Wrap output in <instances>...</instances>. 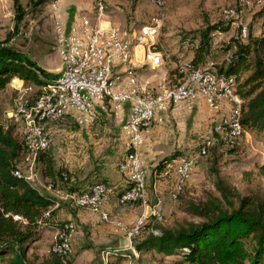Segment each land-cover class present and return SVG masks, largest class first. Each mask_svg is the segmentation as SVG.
Listing matches in <instances>:
<instances>
[{
	"label": "built area",
	"instance_id": "obj_1",
	"mask_svg": "<svg viewBox=\"0 0 264 264\" xmlns=\"http://www.w3.org/2000/svg\"><path fill=\"white\" fill-rule=\"evenodd\" d=\"M56 1L50 0L48 3L54 7ZM153 1L161 4L163 0ZM244 3L247 1L238 0V4ZM105 7V0H91L93 16L103 14ZM236 11L235 6L226 7L221 10V15L229 25L237 26L244 32L245 24ZM157 28L156 15L139 26L115 24L108 27H101L90 17L83 16L80 22L71 24L65 32L61 21L55 16L52 30L59 68L53 76L45 79L30 104H19L16 108L23 119L21 138L24 150L35 154L44 150L49 143L42 123L59 120L74 112L77 124L90 125L101 111L107 110V105L110 110H115L122 102H128L127 116L120 124L124 151L116 161L117 170L122 174L125 185L117 189L112 183L97 179L87 188L71 192L69 197L72 205L84 208L89 215H96L104 221H108L109 216L102 205L111 194L115 195L119 204L138 202L146 208L127 225L117 222L127 237V247L131 249L130 238L143 228L148 216L160 215L163 199L156 194L158 182L172 173L169 196L175 199L195 167L197 158L204 155L210 145L218 142L220 146H236L245 133V127L239 121L241 99L234 90L233 74L219 72L211 65H191L186 61L178 64L182 74L177 82L154 88L139 85L133 65V48L136 44L145 48L141 63L150 68L158 66L162 54L159 50L150 48ZM179 39L186 45L193 43L188 36L182 35ZM118 68L122 69L117 71ZM197 96H201L212 110H218L223 101L229 103L223 117L212 125L214 136L202 139L196 150L175 155L160 167L145 163L138 147L143 141L144 133L155 120L157 111L181 107L189 109ZM13 173L19 172L14 170ZM149 175L152 176L150 187L154 193L151 204L147 201ZM44 215H49V209L44 211ZM75 229L73 220L60 221L50 250L61 257L69 254L70 236ZM152 232L156 233V230ZM181 249L186 250L185 247ZM100 252L102 261L110 258L107 250Z\"/></svg>",
	"mask_w": 264,
	"mask_h": 264
},
{
	"label": "rangeland",
	"instance_id": "obj_2",
	"mask_svg": "<svg viewBox=\"0 0 264 264\" xmlns=\"http://www.w3.org/2000/svg\"><path fill=\"white\" fill-rule=\"evenodd\" d=\"M26 1L19 0L24 5L25 14L19 22H15L12 0H0V48L2 51H10L14 58L20 56L19 60L34 68L40 76L50 78L58 70L59 57L54 47L48 2L31 9L30 5H25ZM246 1L247 3L238 4V0H163L161 4H157L153 0H139L148 12L145 19L135 25L148 22L152 15L158 16V28L151 45L162 54L161 63L154 68L141 63L140 80L146 82L148 88L167 85V81L172 79L170 68L190 58L191 47L197 42L199 29L206 23L224 24L227 19L221 15V10L235 6L237 14L245 24V31L229 25L225 30H212L209 35L208 52L201 65L217 68L228 52L226 45L231 38L245 41L249 32L257 34L262 28L257 12L264 5V0ZM184 34L189 39L191 37L193 43L183 44L179 36ZM38 86L34 82H23L13 77L0 88V124L4 127L11 126L12 132L18 138L22 137L23 119L16 108L19 104H30ZM42 126L49 137L48 146L35 154L25 151L17 160L16 166L21 173L29 175L31 181L41 190L53 193L58 199L56 208L70 210L74 205H71L69 194L83 190L97 180L95 176H91L95 167L87 163L89 144L87 140L82 144L77 142L74 131L78 125L68 114L59 120L42 123ZM213 136L210 129L206 137ZM39 153L50 158L52 176L45 174ZM259 165L264 166V135L245 129L242 138L232 150L225 146L215 150L209 147L204 155L197 158L196 165L178 196L175 199L165 197L160 215H149L143 228L130 238L132 249L127 247L128 240L124 233L118 235L119 238L109 237V240H102L92 233L88 225L79 224L82 234H71V251L62 257V264H98L101 260V244L113 240L119 248L129 251L127 258L117 264H169L178 255L164 256L154 249L139 252L135 250L134 244L148 235L150 230H158L159 226L176 227L184 224L186 220H195L196 217L184 210L185 200L203 199L208 192L215 193L212 182L216 176L226 179L241 195L264 192V174L259 171ZM147 201L151 204L150 199ZM132 204L140 205L138 202ZM63 220L67 219L61 221ZM54 238L55 230H40L38 238L30 243L25 253L28 264H39L46 260ZM0 264L9 263L0 261Z\"/></svg>",
	"mask_w": 264,
	"mask_h": 264
},
{
	"label": "trees",
	"instance_id": "obj_3",
	"mask_svg": "<svg viewBox=\"0 0 264 264\" xmlns=\"http://www.w3.org/2000/svg\"><path fill=\"white\" fill-rule=\"evenodd\" d=\"M49 1L27 0L25 5H30L32 9ZM12 6L13 20L19 22L25 14L24 5L19 0H12ZM257 15L262 26L260 32H249L245 41L231 38L226 45L228 52L217 70L235 77L234 90L241 99V125L264 135V5ZM228 26V21H225L224 24L206 23L200 28L187 62L191 65L201 64L208 52L210 32L225 30ZM150 48L158 50L153 45ZM1 49L0 88L11 78L17 77L23 82L31 81L39 85L37 94L46 78L21 62L20 56L14 58L10 51ZM169 72L172 79L167 81L168 84L177 82L182 74L178 64L171 67ZM220 145L215 142L209 147L215 150ZM234 147L227 148L232 150ZM24 151L23 139L12 132L11 126L0 124V261L9 264H28L25 253L30 243L48 225L44 211L58 202L55 196L32 185L18 170L16 162ZM176 154L177 151H174L159 158L153 166L160 167ZM39 157L43 161L45 174L52 176L50 158L40 153ZM258 169L264 174V166L259 165ZM14 170L19 173L14 174ZM212 183L215 193L208 192L203 199L185 200L184 210L196 217L195 220H186L176 227L159 226L156 233L150 230L148 235L134 244L135 250L154 249L164 256L178 255L169 264H264V192L241 195L220 176H216ZM59 223L49 224L56 229ZM182 247L186 250H182ZM101 250H107L110 258L105 262L99 260L98 264H117L129 254V251L118 246H101ZM39 264H62V257L50 250L49 257Z\"/></svg>",
	"mask_w": 264,
	"mask_h": 264
},
{
	"label": "crops",
	"instance_id": "obj_4",
	"mask_svg": "<svg viewBox=\"0 0 264 264\" xmlns=\"http://www.w3.org/2000/svg\"><path fill=\"white\" fill-rule=\"evenodd\" d=\"M105 4L106 7L103 14L95 17L92 15L91 0H57L54 7L48 3L50 20L52 22L53 18L57 16L64 31L67 32L70 25L80 22L83 16L90 17L92 21L101 27L115 24L129 26L145 19L148 12L139 0H105ZM133 49V65L137 82L140 86H147L146 82L144 83L140 80L141 69H139L145 48L140 46V44H136ZM120 69L122 68H118L117 71ZM16 79L21 81L17 77ZM228 107L229 103L223 101L218 110H212L201 96H197L189 109L181 107L157 111L155 120L148 131L144 133L143 141L138 147L142 159L148 165H152L159 158L174 151H177L176 155L191 152L198 142L208 135L213 123L223 117ZM127 113V101L122 102L115 110H110L107 105V110L101 111L92 124H77L78 127L74 131L77 142L82 144L84 140H87L89 144L87 163L95 167L91 176L112 183L117 189L125 185L122 174L117 170L116 161L124 151V137L120 131V124L126 118ZM68 115L74 119L75 113L70 112ZM78 149L80 150L81 147ZM22 174L32 185L41 190L37 184L31 181L29 175ZM172 179L173 175L171 173L168 177L158 182L156 194H159L162 199L165 197L172 199L169 196ZM150 181H152V176L149 175L147 192L148 200L150 199L152 202L154 193L150 187ZM42 191L54 196L50 191ZM57 203L48 208L49 215L46 217L48 225L42 229L55 230V227L49 223L61 221L62 219H71L76 225L74 234L81 235L82 227L79 224H86L90 227L92 233L102 240L106 238L109 240V237H113V239L119 238L118 235H121L124 231L117 222L127 225L135 219L142 209H146L142 208L141 205L132 203L119 204L116 202L115 195L111 194L102 205V208L109 216V220L104 221L100 220L96 215H89L84 208L74 206L70 210H63L61 207L56 208ZM101 246L117 247V244L113 240L102 243Z\"/></svg>",
	"mask_w": 264,
	"mask_h": 264
}]
</instances>
